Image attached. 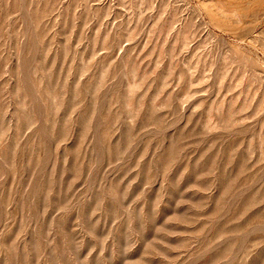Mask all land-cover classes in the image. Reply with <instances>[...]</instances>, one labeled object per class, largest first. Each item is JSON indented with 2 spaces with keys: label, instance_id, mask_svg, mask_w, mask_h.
<instances>
[{
  "label": "rangeland",
  "instance_id": "obj_1",
  "mask_svg": "<svg viewBox=\"0 0 264 264\" xmlns=\"http://www.w3.org/2000/svg\"><path fill=\"white\" fill-rule=\"evenodd\" d=\"M0 264H264V0H0Z\"/></svg>",
  "mask_w": 264,
  "mask_h": 264
}]
</instances>
